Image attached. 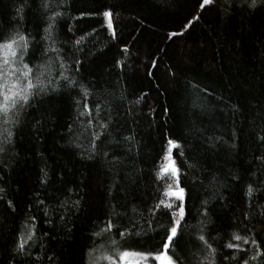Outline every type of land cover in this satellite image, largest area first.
<instances>
[{
	"label": "trees",
	"instance_id": "trees-1",
	"mask_svg": "<svg viewBox=\"0 0 264 264\" xmlns=\"http://www.w3.org/2000/svg\"><path fill=\"white\" fill-rule=\"evenodd\" d=\"M44 2L0 0V34L27 32L25 62L45 65L53 82L21 113L0 153V264H117V248L125 250L117 229L140 234L130 237L132 250H161L181 203L164 195L171 181L154 175L168 163L169 137L181 146L172 155L186 189L179 242L169 254L177 264H208L204 235L216 264H264L251 244L264 251V7L249 8L251 0H215L204 9L202 0H46V10ZM106 10L114 13L115 37ZM53 12L62 16L45 40ZM61 72L77 83L69 86ZM85 104L91 117L80 115ZM94 133H102L95 148ZM161 199L173 209L153 215ZM109 220L116 227L94 235ZM32 224L25 254L16 253Z\"/></svg>",
	"mask_w": 264,
	"mask_h": 264
},
{
	"label": "snow or ice",
	"instance_id": "snow-or-ice-1",
	"mask_svg": "<svg viewBox=\"0 0 264 264\" xmlns=\"http://www.w3.org/2000/svg\"><path fill=\"white\" fill-rule=\"evenodd\" d=\"M242 3H247V0H241ZM215 3V0H202L199 4L200 9H204L207 5H212ZM264 7V0H251V3H247L249 8H256L257 5ZM44 9H49L50 5L46 2L42 4ZM83 15V13H82ZM107 18L108 23L107 27L112 29V35L115 37V29L113 26L112 16L114 13L111 10H106L102 14ZM62 16V13L53 12L47 17V24L44 27L43 31L45 33L44 39L51 40L53 29L55 27L57 17ZM95 31V29L93 30ZM172 35H176L173 33ZM83 39V38H81ZM77 44L80 43V40L76 41ZM30 46L29 35L27 32L21 34L19 31H13L6 37L0 34V153H6L8 151L6 145H11L14 138V129L21 124V113L26 114V109L31 107V102L39 95L43 94L49 85L53 82L50 79L46 78L45 74V65H35L30 66L25 62V57L28 56ZM126 50V49H125ZM47 51L57 52L55 48H50ZM60 67L64 68L65 64L63 62V57H60ZM77 64L79 61L76 62ZM35 68V71H34ZM60 76L68 82L69 86L75 85L77 82L74 79L69 78V76L64 75L63 72L60 73ZM47 79V83L45 80ZM83 88V86L81 85ZM84 96H88V90L83 89ZM85 111L81 112L80 115H88L91 117L92 109L88 104L84 105ZM99 105L96 106V111L99 113ZM89 126L92 125V119L88 121ZM107 124H101L102 129L107 128ZM102 133L93 134V148H95V141L100 140ZM130 139V138H129ZM211 139V138H209ZM264 140V137L260 138ZM180 144L178 141L168 138L166 141V147L162 148V159L168 163L160 166L159 170L154 173L155 178L159 180L168 179L171 182L167 184V188L164 191V195L168 196L170 199L175 198L176 201L181 203L176 207L175 211H171V227L166 229L165 235L166 238L161 245V250L152 252V251H135L132 250L130 237L135 235H140L139 233L132 232L129 229L124 231H119L118 234L124 238L125 250L119 251L117 248V254L121 264H128L131 261V264H141V262H146L149 258H152L154 264H177V261L173 259L172 255L174 254L176 245L179 242L178 228L181 226V221L184 219L186 212L183 201L186 198V189L180 186V168L176 165L175 157L172 155L173 150H179ZM178 154L183 157V151H179ZM43 182V181H42ZM4 189L0 188V192H3ZM253 188L251 185L247 186V195L250 197L252 195ZM2 199V198H0ZM10 206L12 205L11 201L7 202ZM43 203V201H40ZM79 203L78 201L76 202ZM207 203L206 201L204 202ZM164 209H173V203L166 202L164 199H161L153 209L150 211L155 215L156 211ZM205 216H207V209H205ZM116 227L112 224L111 220L108 221L107 227L102 229L101 232L95 233L96 236H101L103 232H111L113 228ZM35 225H30L27 236L21 235L19 241L15 245L13 251L18 254H25V246L28 241L33 239ZM199 241L203 242L207 250V255L205 260L208 261V264H216L215 255L216 249L208 242L204 235L198 236ZM232 239L236 241H241L245 244L249 243V237L241 236L239 234L233 233ZM111 243L113 245H118L119 241L112 239ZM251 244L255 245L257 248V254L262 255L264 251L260 250L259 242L255 239H251ZM226 247L229 249H237L238 251L244 252L247 256V250L241 249L239 244L227 243ZM95 249H92L91 252H94ZM91 252L89 255L91 256ZM131 258H136L131 260ZM223 257L222 259H226ZM256 256L250 257L251 260H256ZM15 261V257H12ZM108 259H112L108 257ZM112 264H116L115 260L112 261ZM242 264H249V258H243Z\"/></svg>",
	"mask_w": 264,
	"mask_h": 264
},
{
	"label": "rangeland",
	"instance_id": "rangeland-1",
	"mask_svg": "<svg viewBox=\"0 0 264 264\" xmlns=\"http://www.w3.org/2000/svg\"><path fill=\"white\" fill-rule=\"evenodd\" d=\"M135 259L136 258H131V260H135ZM117 264H121V261L119 260V257H118ZM128 264H131V261H129ZM141 264H153V260L151 261L150 259H148L146 262H141Z\"/></svg>",
	"mask_w": 264,
	"mask_h": 264
}]
</instances>
